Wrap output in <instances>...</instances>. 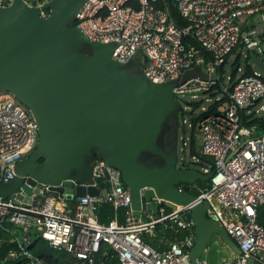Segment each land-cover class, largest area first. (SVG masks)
Masks as SVG:
<instances>
[{"label":"built area","instance_id":"built-area-1","mask_svg":"<svg viewBox=\"0 0 264 264\" xmlns=\"http://www.w3.org/2000/svg\"><path fill=\"white\" fill-rule=\"evenodd\" d=\"M12 1L0 0V5ZM22 1L39 7L42 17L49 13L41 8L48 0ZM172 9L184 24L174 20ZM257 13L264 17V0H83L69 25L90 42L110 44V56L119 67L136 60L146 80L167 81L175 94L195 96L217 90L213 89L221 78L217 67L237 44L242 53L255 50L264 41L254 24ZM188 36L194 45L187 44ZM196 67L209 77L215 75V79L193 77L182 85L174 82ZM227 91V85L220 82V93ZM228 95V101L219 105L215 114L206 115L195 126L200 135L199 153L213 160V169L201 167L202 173L213 174L208 186L198 189L195 202H202L206 217L234 240L239 249L234 259L209 262L198 257L191 262L188 252L192 234L182 239L172 236L164 249L146 242L143 235L156 236L157 226L175 233L190 231L192 204L170 208L165 199L154 195L151 202L158 204L156 213L132 210L131 193L120 172L100 156L91 163V179L103 185L105 193L81 197L72 213L63 209L66 195L51 191V184L37 181L31 186L30 202L24 201L26 194L21 189L17 192L23 195L21 199L16 193L0 195V228L19 247V251L10 250L8 256H23L25 264H43L27 249L34 237H41L81 264H94L102 244L112 248L119 264H248L250 258L252 264H264V227L256 221V207L264 202V131L242 123L243 115L254 114L252 108L264 97V79L255 73L239 76ZM37 141V124L30 112L11 92H0V185L16 176V164ZM38 184L42 186L34 192ZM178 191H183L182 186ZM96 203L112 204L113 218L107 223L95 216ZM119 209H125L122 221Z\"/></svg>","mask_w":264,"mask_h":264},{"label":"water","instance_id":"water-1","mask_svg":"<svg viewBox=\"0 0 264 264\" xmlns=\"http://www.w3.org/2000/svg\"><path fill=\"white\" fill-rule=\"evenodd\" d=\"M82 1L48 0L41 7L49 11L46 17L40 15L39 7L22 0L0 5V92H11L30 112L38 130L35 148L18 161L16 176L0 185L10 186L6 193L0 188V195L16 193L21 199L23 195L17 193L21 189L24 201L30 202L31 186L39 181L77 202L85 196L98 197L97 186L66 178L75 171L88 179L92 169L85 156H100L120 172L131 193L132 210L156 213L158 204L151 202L154 195L165 199L170 208L192 204L188 215L193 224L191 262L210 246L212 234L233 242L239 253L234 240L206 217L204 204L195 202L189 190L198 180L207 182L213 172L202 173L190 162L178 161L173 151L167 154L155 145L164 113L161 100H153L154 92L134 73L118 67L110 56V44L90 42L69 25ZM83 45L90 46L92 53L79 52ZM254 63L264 73L262 59L256 57ZM193 77L215 79L196 67L174 82L182 85ZM151 156L162 164L141 163ZM252 262L250 258L248 264Z\"/></svg>","mask_w":264,"mask_h":264},{"label":"trees","instance_id":"trees-1","mask_svg":"<svg viewBox=\"0 0 264 264\" xmlns=\"http://www.w3.org/2000/svg\"><path fill=\"white\" fill-rule=\"evenodd\" d=\"M170 12L174 20L178 21L179 25L184 24V21L179 19L178 13L176 12L175 9H172ZM262 36H264V34ZM186 41H187V44L191 43L194 45L195 43L194 39H192L190 36L187 37ZM239 46L240 45L237 44V46L234 47L232 51L224 57L223 63L217 67V71L219 72L220 77H221L220 80L222 81L223 75H224V66L227 63L229 56L231 54H234V59L232 61L231 69L229 72L230 79L227 84L228 91L231 90V85L236 80L235 77H236V74L239 68V58H240ZM79 52L85 53V54H91L92 49L88 45H83L79 48ZM247 59H248V55H247ZM235 66H237L236 70H234ZM252 74H254L253 70L251 69L250 64L247 62L245 65L244 72L241 76H247V75H252ZM213 89H217L216 91L220 93V81L217 82L216 85H214ZM216 91L210 92V95L216 97V94H217ZM228 91L227 93H220L221 95L218 98H216L214 102L210 104L205 110H202L198 115L190 116L191 136H190L189 155L197 156L200 160L199 163L196 161H191L190 163L202 164V166H209L211 169H213L212 158L203 156L199 152H197V150H195L193 133H194L197 121H199L200 119H202L208 114H215L217 112L218 106L228 101L229 99ZM189 105L192 108L191 113H193V111L197 109L198 107H200L201 104L200 102H190ZM242 123L248 126L255 125L257 128V132L264 131V118L263 117H257V116H254V114L245 115V116L243 115ZM89 157L94 158L92 156H89ZM197 185L201 189H204L208 186V181L203 182V181L198 180ZM124 212H125V209H119V219L121 221L123 219ZM94 214L100 222L107 223L109 220L113 218V214H114L113 206L110 203H96ZM256 221L259 225L264 227V202L256 207ZM160 232L165 233V231L162 232L161 230ZM188 232L189 231H184V233H180L179 238H183L184 235L186 234L188 235L192 234ZM151 237H153L152 240H154L156 239L157 236H151ZM0 238H1L0 264H25L27 262V259L23 256H18V257L8 256V253L10 250L19 251V247H18L17 241L13 240L11 242L9 235H7L4 231H2L1 228H0ZM144 239L147 242L146 238ZM27 249L32 257L38 258L43 264H81L79 263V261H77L75 258H73L70 254L66 253L65 251L58 250L50 246L48 242L42 239L41 237L37 239L36 237H34L33 243L29 245ZM94 264H119V262H118L117 255L112 250V248L108 246L107 244H102L99 252L96 253V255L94 256Z\"/></svg>","mask_w":264,"mask_h":264},{"label":"rangeland","instance_id":"rangeland-1","mask_svg":"<svg viewBox=\"0 0 264 264\" xmlns=\"http://www.w3.org/2000/svg\"><path fill=\"white\" fill-rule=\"evenodd\" d=\"M75 2L77 0H74ZM254 24L258 25L260 32L262 35L264 34V17L260 14H255L253 16ZM248 55V59H247ZM259 57L264 62V41H262L258 48L255 50L243 51L240 53L239 58V68L235 78L241 76L244 72L245 65L248 62L253 70V73L260 75L264 79V73L261 72L258 67L254 63V58ZM234 59V54H231L228 58L227 63L224 66V75L223 80L220 82L223 84H228V75L231 69V64ZM247 59V60H246ZM119 67V66H118ZM121 68V67H119ZM124 68L128 69L131 73L137 76V78L141 81L140 83L144 85L149 90L154 92L153 100L159 99L161 100V104L164 107V113L159 118V127L160 128H168V131L163 135L162 139L165 141L162 145L158 144L155 141V145L162 150H165L167 153L173 151L175 158L178 161L184 160V162L193 161L194 157L189 155V146H190V136H191V121L190 116L198 115L203 108L208 107L210 104L214 102L216 98L220 96V93L217 92L216 97L210 95L209 93H196L195 96H192L191 93H180L175 94L172 93L171 84L167 81L154 83L149 80H142V76L140 74V66L137 65L136 60H133L130 65L125 66ZM152 100V101H153ZM190 102H200V107L195 109L193 113H191L192 108L189 105ZM255 116L262 117L264 115V97L252 108ZM147 112V111H146ZM172 129V130H171ZM198 133L197 131L193 134L194 141L197 140ZM158 139H161L158 136ZM183 142L185 145H183ZM152 158L155 156H151ZM85 161L87 164L93 163L94 159L90 158L89 155L85 156ZM151 162V161H150ZM162 161L160 160V163ZM153 163V162H152ZM73 171V170H72ZM3 193H6L10 190V186H2L0 187ZM150 239L153 238L149 236ZM209 253H203L200 258L212 260L215 259L216 256L220 255V250L214 246L211 240ZM234 248V247H233ZM229 251H227L228 254ZM224 254V253H223ZM233 250L230 249V255L232 256Z\"/></svg>","mask_w":264,"mask_h":264},{"label":"crops","instance_id":"crops-1","mask_svg":"<svg viewBox=\"0 0 264 264\" xmlns=\"http://www.w3.org/2000/svg\"><path fill=\"white\" fill-rule=\"evenodd\" d=\"M167 131H168V128H161L160 129L159 137L161 139L157 138L158 144L162 145V143L165 142L162 139V137ZM195 131H197V130L195 129L194 132ZM197 133H198V131H197ZM194 148H195V150H197V152H199V148H200V135H199V133H198L197 140L194 141ZM163 151L165 153H167L165 150H163ZM171 152H168L167 154H169ZM193 157H194L193 159L195 161L197 160L198 163L200 162V160L197 156H193ZM159 160H161V159H158V158L156 159V157H153V158L147 159V161H145V162L141 161V163L147 165L148 167H152L153 165H156L155 163H157ZM198 163H195V164L191 163V165H193L196 169H198L200 172H202L201 167H206V166H202V164H198ZM90 165H91V163H90ZM66 179H75V180H77L78 183L93 184V185L95 184V186L98 187L101 195L105 193L104 187L101 184L96 183L95 181L93 182L91 177H89L86 180H83L82 177L80 175H78L75 171L71 172V174ZM194 185H195V187L190 192L193 193L194 195H197V194H199L198 189H201V188L197 185V182ZM76 205H77V201L74 198H68L66 196V201H65L63 209L65 211H67L68 213H72L76 209ZM159 229L162 232L165 231V233H161ZM178 232L179 233L171 232L170 230L164 228V226H157V228L155 230V235L157 236L156 239H154V240H152V238L150 239L148 234H144L143 237L146 238L147 242L149 244L153 245L154 247L159 248V249H164L168 244V240L172 236H177L179 238V234L184 233V231H178ZM188 233H192V237H193V228L190 229V231ZM179 239H182V238H179ZM211 240H212V243L214 244V246H216L220 250V255L216 256V258L212 259V260L206 259L209 262H214V261H218V260H232L238 255V250H237L236 246L234 244H232L233 242H230L229 240L223 239L218 234H212ZM210 249L211 248L209 246L203 253L207 254V253L211 252ZM230 249L233 250L232 256H229L230 255ZM227 251H229L228 254H227Z\"/></svg>","mask_w":264,"mask_h":264},{"label":"flooded vegetation","instance_id":"flooded-vegetation-1","mask_svg":"<svg viewBox=\"0 0 264 264\" xmlns=\"http://www.w3.org/2000/svg\"><path fill=\"white\" fill-rule=\"evenodd\" d=\"M159 159V158H158ZM155 164H159V165H161L162 163H160V160L157 162V163H155Z\"/></svg>","mask_w":264,"mask_h":264}]
</instances>
